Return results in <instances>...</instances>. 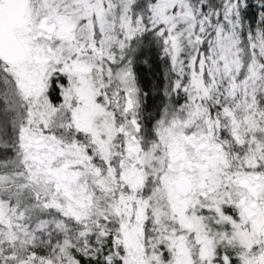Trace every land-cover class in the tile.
I'll return each mask as SVG.
<instances>
[{
	"label": "snow or ice",
	"instance_id": "6c2138e0",
	"mask_svg": "<svg viewBox=\"0 0 264 264\" xmlns=\"http://www.w3.org/2000/svg\"><path fill=\"white\" fill-rule=\"evenodd\" d=\"M0 264H264V0H0Z\"/></svg>",
	"mask_w": 264,
	"mask_h": 264
}]
</instances>
